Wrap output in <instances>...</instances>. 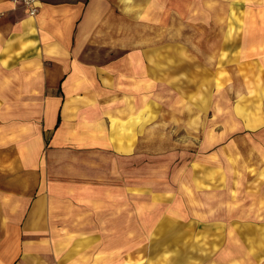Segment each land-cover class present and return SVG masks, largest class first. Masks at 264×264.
<instances>
[{
  "label": "rangeland",
  "instance_id": "374dc122",
  "mask_svg": "<svg viewBox=\"0 0 264 264\" xmlns=\"http://www.w3.org/2000/svg\"><path fill=\"white\" fill-rule=\"evenodd\" d=\"M95 7L106 23L73 42L78 70L0 82L9 188L38 158L87 207L55 264H264V0ZM114 120L130 151L110 145Z\"/></svg>",
  "mask_w": 264,
  "mask_h": 264
},
{
  "label": "crops",
  "instance_id": "0c3cea01",
  "mask_svg": "<svg viewBox=\"0 0 264 264\" xmlns=\"http://www.w3.org/2000/svg\"><path fill=\"white\" fill-rule=\"evenodd\" d=\"M100 1L42 0L39 13L27 16L9 0H0V82H59L65 72L78 70L70 57L73 42L106 23L95 7ZM41 70H48V77H40ZM17 166L27 167V175L17 174L9 188L8 169L0 160V264H55L56 247L72 246L57 239V232L86 230L87 207H81V196L77 200L72 191L55 190L50 178L38 176V158ZM34 173L37 182L31 179Z\"/></svg>",
  "mask_w": 264,
  "mask_h": 264
},
{
  "label": "bare ground",
  "instance_id": "6f19581e",
  "mask_svg": "<svg viewBox=\"0 0 264 264\" xmlns=\"http://www.w3.org/2000/svg\"><path fill=\"white\" fill-rule=\"evenodd\" d=\"M40 2H41V5H40V8H41L42 7V0H40ZM144 53H145V51H144ZM116 125H117V131H114L113 134L111 133V134L108 135L109 141L120 152H122V151H130V148H131L130 143L129 142H125L124 143V141H123L124 140V135L126 133L125 131H127V129H125V128L121 129L119 127V124H117L116 120L113 121L112 129ZM130 134H132V132L128 133V136ZM131 138H133V137L131 136ZM124 153H126V152H124Z\"/></svg>",
  "mask_w": 264,
  "mask_h": 264
},
{
  "label": "built area",
  "instance_id": "2783aa9c",
  "mask_svg": "<svg viewBox=\"0 0 264 264\" xmlns=\"http://www.w3.org/2000/svg\"><path fill=\"white\" fill-rule=\"evenodd\" d=\"M16 4H21L20 6L24 7L30 16H35L40 8V0H14ZM18 4V5H19Z\"/></svg>",
  "mask_w": 264,
  "mask_h": 264
}]
</instances>
